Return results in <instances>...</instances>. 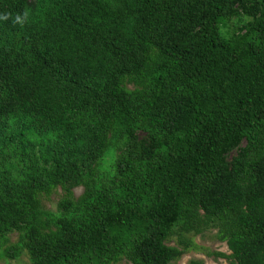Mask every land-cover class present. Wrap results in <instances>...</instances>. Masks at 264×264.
I'll return each instance as SVG.
<instances>
[{"label": "trees", "instance_id": "trees-1", "mask_svg": "<svg viewBox=\"0 0 264 264\" xmlns=\"http://www.w3.org/2000/svg\"><path fill=\"white\" fill-rule=\"evenodd\" d=\"M212 231L264 264V0H0L1 256L175 264Z\"/></svg>", "mask_w": 264, "mask_h": 264}, {"label": "rangeland", "instance_id": "rangeland-1", "mask_svg": "<svg viewBox=\"0 0 264 264\" xmlns=\"http://www.w3.org/2000/svg\"><path fill=\"white\" fill-rule=\"evenodd\" d=\"M245 21V18H243ZM239 19L232 20L234 28H240L244 25V22ZM236 153V152H233ZM59 194L62 193V190L58 189ZM83 192V188L79 187L74 189L75 196H80ZM60 196L54 194L50 200H46L45 204L48 209L53 211L57 208V202L59 201ZM216 231L208 232L203 236H196L195 243L197 246L196 250H191L189 253L184 255L181 260L177 261L175 264H190L191 260H202L204 264H227L228 260L214 255L215 252H222L226 254H231L226 243H223L216 239ZM17 244V235L11 237V242L6 246L4 250L9 248L13 250ZM3 252V251H2ZM13 252V251H12ZM0 264H31L28 255L25 252L19 253L17 256H1L0 251ZM119 264H131L126 261H123Z\"/></svg>", "mask_w": 264, "mask_h": 264}]
</instances>
